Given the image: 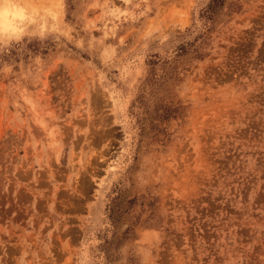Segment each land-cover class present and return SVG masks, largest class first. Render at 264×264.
Instances as JSON below:
<instances>
[{
	"label": "rangeland",
	"instance_id": "1",
	"mask_svg": "<svg viewBox=\"0 0 264 264\" xmlns=\"http://www.w3.org/2000/svg\"><path fill=\"white\" fill-rule=\"evenodd\" d=\"M9 1L0 264H264V0Z\"/></svg>",
	"mask_w": 264,
	"mask_h": 264
},
{
	"label": "bare ground",
	"instance_id": "2",
	"mask_svg": "<svg viewBox=\"0 0 264 264\" xmlns=\"http://www.w3.org/2000/svg\"><path fill=\"white\" fill-rule=\"evenodd\" d=\"M25 16L26 14L11 1L0 0V33L6 32L14 21L24 20Z\"/></svg>",
	"mask_w": 264,
	"mask_h": 264
},
{
	"label": "trees",
	"instance_id": "3",
	"mask_svg": "<svg viewBox=\"0 0 264 264\" xmlns=\"http://www.w3.org/2000/svg\"><path fill=\"white\" fill-rule=\"evenodd\" d=\"M224 0H210L201 12V17L210 19V17L223 5Z\"/></svg>",
	"mask_w": 264,
	"mask_h": 264
}]
</instances>
